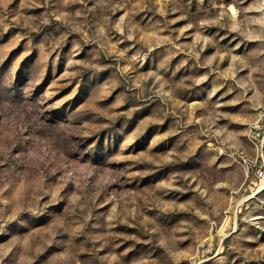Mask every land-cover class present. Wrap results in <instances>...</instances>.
Returning a JSON list of instances; mask_svg holds the SVG:
<instances>
[{
	"label": "rangeland",
	"instance_id": "rangeland-1",
	"mask_svg": "<svg viewBox=\"0 0 264 264\" xmlns=\"http://www.w3.org/2000/svg\"><path fill=\"white\" fill-rule=\"evenodd\" d=\"M264 0H0V264H264Z\"/></svg>",
	"mask_w": 264,
	"mask_h": 264
},
{
	"label": "built area",
	"instance_id": "built-area-1",
	"mask_svg": "<svg viewBox=\"0 0 264 264\" xmlns=\"http://www.w3.org/2000/svg\"><path fill=\"white\" fill-rule=\"evenodd\" d=\"M249 139L254 143L260 155L263 157L264 148V105L260 108L257 117L248 127ZM264 158V157H263ZM258 176H264V168L258 170Z\"/></svg>",
	"mask_w": 264,
	"mask_h": 264
}]
</instances>
